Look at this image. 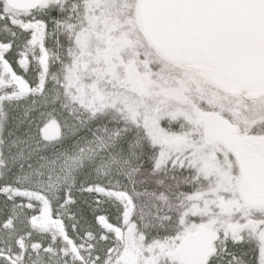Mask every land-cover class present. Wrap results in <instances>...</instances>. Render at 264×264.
I'll return each instance as SVG.
<instances>
[{"label": "snow or ice", "instance_id": "obj_1", "mask_svg": "<svg viewBox=\"0 0 264 264\" xmlns=\"http://www.w3.org/2000/svg\"><path fill=\"white\" fill-rule=\"evenodd\" d=\"M0 264H264V0H0Z\"/></svg>", "mask_w": 264, "mask_h": 264}]
</instances>
